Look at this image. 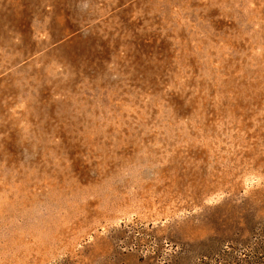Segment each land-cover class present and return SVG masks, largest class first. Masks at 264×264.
<instances>
[{"label":"rangeland","instance_id":"374dc122","mask_svg":"<svg viewBox=\"0 0 264 264\" xmlns=\"http://www.w3.org/2000/svg\"><path fill=\"white\" fill-rule=\"evenodd\" d=\"M0 264H264V0H0Z\"/></svg>","mask_w":264,"mask_h":264}]
</instances>
